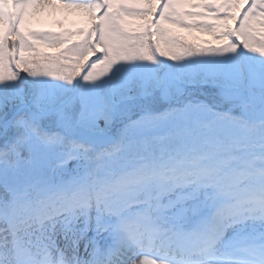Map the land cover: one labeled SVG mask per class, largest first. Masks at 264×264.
Here are the masks:
<instances>
[{
  "label": "snow or ice",
  "instance_id": "1",
  "mask_svg": "<svg viewBox=\"0 0 264 264\" xmlns=\"http://www.w3.org/2000/svg\"><path fill=\"white\" fill-rule=\"evenodd\" d=\"M0 264H264V0H0Z\"/></svg>",
  "mask_w": 264,
  "mask_h": 264
}]
</instances>
